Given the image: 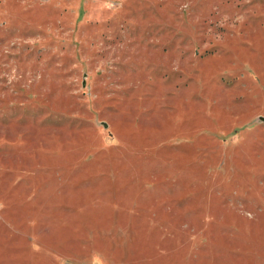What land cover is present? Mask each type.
Wrapping results in <instances>:
<instances>
[{"label":"rangeland","instance_id":"obj_1","mask_svg":"<svg viewBox=\"0 0 264 264\" xmlns=\"http://www.w3.org/2000/svg\"><path fill=\"white\" fill-rule=\"evenodd\" d=\"M0 264H264V0H0Z\"/></svg>","mask_w":264,"mask_h":264}]
</instances>
